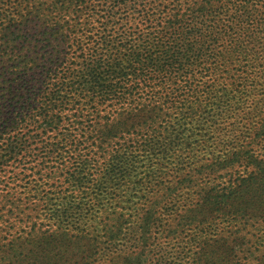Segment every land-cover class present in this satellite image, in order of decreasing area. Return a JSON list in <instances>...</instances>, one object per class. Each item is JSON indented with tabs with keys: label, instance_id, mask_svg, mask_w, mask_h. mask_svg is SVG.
I'll return each mask as SVG.
<instances>
[{
	"label": "trees",
	"instance_id": "trees-1",
	"mask_svg": "<svg viewBox=\"0 0 264 264\" xmlns=\"http://www.w3.org/2000/svg\"><path fill=\"white\" fill-rule=\"evenodd\" d=\"M113 2L0 24L17 74L43 67L0 87L28 93L0 106V264H262L235 239L264 191V0Z\"/></svg>",
	"mask_w": 264,
	"mask_h": 264
},
{
	"label": "rangeland",
	"instance_id": "rangeland-1",
	"mask_svg": "<svg viewBox=\"0 0 264 264\" xmlns=\"http://www.w3.org/2000/svg\"><path fill=\"white\" fill-rule=\"evenodd\" d=\"M73 2L74 3H72L70 0H68V3L66 4L65 8L70 10L71 12L75 11L78 14H81L82 16H81L80 20L82 22L86 21L87 16L89 15L90 26L95 24V22H94L95 19L102 17V15L105 12H107L109 8H112L111 5H112V3H114L113 0H86L84 3H77V0H75V1L73 0ZM49 7H51V8L54 7L53 9H49L52 11H57L56 7L62 8L60 3L59 4H57V3L53 4L52 0H0V24H1V22H3V26L8 25V21H9L10 17L14 16V19L17 21H15V24L12 25L11 27H12V29L19 28L21 15L18 13H20L21 10H22L21 13H26V12L30 13L31 11H42V12L46 13V12H48ZM63 11H65V10H63ZM72 13L73 14H72L71 18L73 19L75 14H74V12H72ZM39 15L36 18L30 17L29 18V20H30L29 25L31 27H34L31 29V32H32V35H36L34 37V42L36 40V44L38 45L37 48L40 49L42 52H46V54H48V53H51L52 51H54V49H52V47H53L52 45H50L48 47L44 46L45 42L42 40V33L45 31L46 28H48L50 30L51 26H49L48 24H45L43 27H41V26L35 27V25H37L39 22ZM103 19L106 20V18H103ZM83 30H85V29H83ZM78 34L80 35V37L82 39L85 38L83 35H81V32H79ZM28 36L30 37L31 34H29ZM5 39H6V35L2 32V34H0V73H2V74H0V87L2 86V84L8 85L9 83H14L13 79H15V78L18 80V82H20L22 80L21 76L27 77L28 79H30V77L36 76L35 78L38 79L39 78L38 73L42 71L43 67H36L34 70H29L26 72H24L22 70L21 73L17 74L18 72H20V69H16V65L18 63L22 62L23 57H27V55H28V54H26V52H27L26 50L21 49V45L23 43L22 38L16 39L14 43H12L9 40V44L4 43ZM6 46H7V50H10V52H11V50L13 49L15 51V53L11 52L9 55H4L2 50H4V48H6ZM63 48L65 50H69L70 47H66V44H64L61 46V49H63ZM75 49L76 48L73 47L72 52H74ZM17 51H19V52L17 53ZM69 55H71V54H69ZM36 70H37V72H36ZM33 71H35L36 73ZM5 75L7 76L6 79L3 78ZM260 78L264 79V76L260 77ZM2 80L8 81V82H3ZM33 84H36V86H35V88H36L37 82L33 83ZM15 86H17V85H15ZM17 87L19 88V86H17ZM35 88H33V89H35ZM18 91L15 92V93H17L18 96H16L14 99H12V96H10V97H6L4 100H2V99L0 100V106L4 110H7L6 106L8 104H9L8 107H11L10 105H12V103H14L15 101H17V100L25 101L26 98H28V97H25V98L20 97V95L21 96H23V95L28 96V93L26 91H22L20 89ZM245 159H243L242 163H244ZM253 169H256V167L253 164H251L250 166H248V171L244 175L246 176V174H249L248 172L252 171ZM229 171H231V170L229 169ZM223 180L224 179H222V181ZM255 186L260 187L259 182H257L256 184H254L252 186L251 193L247 194V197H248L247 199H249L250 201L251 200H253V201L257 200V203L259 205L257 207H260V208L257 210V213H255L257 215L252 216L250 219L239 220V227L241 229H240V232H238L239 237L237 239H235V241H236L235 243H236V247H239L240 244L245 241V244L249 245L251 250H255L257 248H260L259 251L255 250L256 251L255 256H256L257 261H262L263 262L262 264H264V206L260 204V202L263 200L261 194L264 191H262L260 188L257 192L255 190V189H257ZM182 204H184V203H182ZM189 207H193V205L190 204ZM196 208H197V206H196ZM198 209H200V208H198ZM224 227H225L224 231H226L224 236L234 235V233H232L230 231L227 232V230L230 229V225H227Z\"/></svg>",
	"mask_w": 264,
	"mask_h": 264
}]
</instances>
